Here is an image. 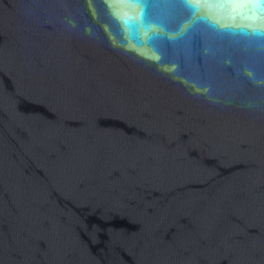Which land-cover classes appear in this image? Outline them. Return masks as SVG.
<instances>
[{
	"label": "water",
	"instance_id": "1",
	"mask_svg": "<svg viewBox=\"0 0 264 264\" xmlns=\"http://www.w3.org/2000/svg\"><path fill=\"white\" fill-rule=\"evenodd\" d=\"M195 2L0 0V264H264V11Z\"/></svg>",
	"mask_w": 264,
	"mask_h": 264
},
{
	"label": "snow or ice",
	"instance_id": "2",
	"mask_svg": "<svg viewBox=\"0 0 264 264\" xmlns=\"http://www.w3.org/2000/svg\"><path fill=\"white\" fill-rule=\"evenodd\" d=\"M184 2L190 9L194 11L199 10L200 5L199 3L195 2V0H184ZM253 7L257 8L258 10L264 11V0H257V3L253 5ZM241 31H243V29H241ZM254 34L264 36V32L256 31Z\"/></svg>",
	"mask_w": 264,
	"mask_h": 264
}]
</instances>
